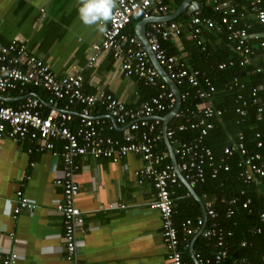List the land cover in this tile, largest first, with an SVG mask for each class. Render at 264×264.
I'll use <instances>...</instances> for the list:
<instances>
[{
  "label": "built area",
  "instance_id": "2783aa9c",
  "mask_svg": "<svg viewBox=\"0 0 264 264\" xmlns=\"http://www.w3.org/2000/svg\"><path fill=\"white\" fill-rule=\"evenodd\" d=\"M211 8L215 16L200 14L194 11L187 23L190 39L200 48L206 50L202 37L204 29L216 34L223 33L230 42L231 50L237 59L219 62V69L237 64L239 66L255 65L257 72L264 73V0H201ZM112 14L102 33L101 40L92 46L87 64L92 67L103 52L109 51L119 60L122 72L135 75L144 84L157 85L160 91L150 101L143 102L135 108H125L118 98L104 90L86 93L83 90L84 75L67 73L58 75L52 71L49 63L38 58L19 38L7 42L0 41V96L9 98L10 94L22 96L17 106L4 104L0 98V142L5 137L14 141L30 139L36 141V150H49L63 161V176L55 183L63 189V198L55 203L56 210L63 218L62 238L64 240V258L71 264H80L78 258L77 232H83V217L75 204L79 185L73 178L74 171L79 168L75 162L77 157L88 155L93 158H106L118 161L121 157L132 153L138 155L145 165L137 173L152 177L155 186V198L150 203L151 209L159 213L161 219V237L165 246L166 264H186L180 249L181 241L201 234L214 239L217 249L213 258H202L195 254L199 264L214 261L219 263L227 257L225 242L231 231L224 230L217 219L218 214L209 202L206 206L207 219L203 217L183 218L176 221V209L172 198L173 188L179 186L180 176L191 186L204 182L206 166L210 167V176L215 177L220 169L228 170V159L238 156L240 167L239 178L245 183L264 182V131L255 132L254 149L250 150L240 133L238 138L223 148L218 162L209 146L204 142L205 136L213 128V120L220 119L222 110L215 107L211 97L215 86L204 72L192 67L184 53L169 54L160 40H169L179 36L181 28L174 20H152L146 25L145 36L149 50L136 35L126 32V26L136 17L150 19L159 14H168V6L164 0H113ZM138 11L139 14H136ZM166 16V15H164ZM253 20L259 24L255 28ZM257 39L256 47L251 44ZM149 51L154 53L157 62L165 69L176 85L187 84L191 90H180L182 103L192 92L199 100L195 110L186 109L189 117L185 123L176 128L168 127L165 133L161 129L162 117L158 113L169 112L177 102L173 90L161 80L160 73L151 62ZM235 60V61H234ZM255 60L257 62L255 63ZM237 62V63H235ZM235 85L243 87L234 77ZM264 85V77L262 79ZM42 89L47 92L44 99L29 92V88ZM257 89H252L253 102L259 99ZM48 106V107H47ZM97 106H102L106 114L124 128L121 137H115L105 130H112L106 118L98 115ZM79 115L75 121V110ZM262 106H258L260 114ZM235 112L246 115V110L238 106ZM179 111L174 117H179ZM173 117V118H174ZM187 127L198 128L196 138L181 141L175 136V130ZM167 138L176 156V164L166 162V151H159L157 144ZM165 141V140H164ZM60 143L57 147L56 143ZM28 151H32L31 148ZM237 198L230 200L235 204ZM250 200L241 203L248 207ZM114 205V204H113ZM124 207V205H118ZM35 202L27 198L21 189L16 192V205L12 209L13 216L21 210L33 209ZM229 209L227 216H231ZM209 220V223L207 224ZM259 220L264 225V211L259 212ZM261 226L253 232H260ZM13 235L12 232L9 233ZM187 245L188 243L185 242ZM245 245V242H241ZM20 255L15 250L0 252V264H17ZM264 259V257H263ZM229 264H241L233 261Z\"/></svg>",
  "mask_w": 264,
  "mask_h": 264
},
{
  "label": "crops",
  "instance_id": "0c3cea01",
  "mask_svg": "<svg viewBox=\"0 0 264 264\" xmlns=\"http://www.w3.org/2000/svg\"><path fill=\"white\" fill-rule=\"evenodd\" d=\"M164 2L168 6V14H159L162 21H165L164 15L169 16L176 11L183 0ZM81 3L82 0H0V41L7 42L12 38L25 41L28 48L38 58L46 60L58 75L83 74L85 79L82 87L86 93L104 90L118 98L125 108H135L150 101L160 91L157 85L144 84L135 75L126 76L120 68L119 60L109 51L103 52L92 67L87 64L92 46L101 40L103 32L95 24L85 25L82 22L78 12ZM191 14L192 11L186 9L172 19L181 28L179 36L160 40V43L169 41V47L184 53L188 60L191 44L195 45L187 27ZM141 20L140 17L134 18L126 26V32L137 35ZM107 21L100 22L104 28ZM253 23L259 31L261 26L254 20ZM202 37L206 46L211 48H215L220 41L218 34L206 29L202 31ZM251 41H254L252 45L256 47L257 39ZM191 51L194 52L193 48ZM37 93L43 99L47 95L42 89H38ZM21 99L20 95L10 94L4 102L17 106ZM96 112L112 126V130H105L106 133H113L111 135L115 137L122 136L124 128L114 122L102 106ZM78 113L76 109L74 122L77 121ZM164 113H158L162 117V130ZM35 145L36 141L30 139L14 141L8 137L0 142V252L5 253L11 249L17 251L20 255L17 264H71L64 258L63 218L55 208V203L63 198L62 187L55 183L56 179L63 176V161L49 150L37 151ZM56 145L59 147L60 143ZM165 147L170 156L166 143ZM29 148L32 151L29 152ZM75 162L79 165L73 175L79 185L75 204L83 217V232H77L78 262L166 264L161 219L159 213L150 207L155 198L154 180L137 173L145 162L132 153L118 161L82 155ZM181 182L183 186L172 189L175 209L183 216L198 208L202 216L200 201L184 181ZM18 189L35 202V207L21 210L13 216L12 209L16 205ZM254 190L260 196L254 206L258 208L262 203L264 207V182L254 183ZM195 194L201 198L205 208L209 202L217 208L218 200L214 196ZM190 195L198 202V207L190 200ZM260 232H253L254 236L244 238L242 242L245 245L240 243L238 247H243L246 252L239 258H230V263L264 264V238H257ZM197 236L194 234L187 245L184 241L180 243L186 264L198 263L194 245ZM213 242L214 239L208 255L215 249ZM191 243L193 254L189 247Z\"/></svg>",
  "mask_w": 264,
  "mask_h": 264
},
{
  "label": "trees",
  "instance_id": "16d2710c",
  "mask_svg": "<svg viewBox=\"0 0 264 264\" xmlns=\"http://www.w3.org/2000/svg\"><path fill=\"white\" fill-rule=\"evenodd\" d=\"M203 15L215 16L213 11L208 6H203L199 12ZM220 38L219 44L215 48H211L209 45L206 46V50L201 51L200 48L195 44H191L194 52L189 49V64L204 72L205 76L208 77L215 86V93L211 97L212 104L222 110V116L220 119L213 120L214 126L208 132L204 138V142L211 148L215 155V162H218L219 157L222 155L223 148L227 145H231L241 133L243 135V141L246 146L250 149H254L255 137L254 134L257 131H264V85L262 79L264 77L263 72H257L255 65L239 66L234 64L233 66H227L223 69H219L217 64L219 62L228 61L230 59H237L236 54L231 50L230 42L226 39L225 34H218ZM254 41H251V44ZM162 46L166 49L169 54L179 53L177 50L169 47V41L161 42ZM235 61V60H234ZM237 63V62H235ZM234 77L238 79V83H243V87L235 85L233 82ZM257 89V96L259 99L256 103L253 102L255 96H251L252 89ZM179 89L184 91L185 89L191 90V88L185 85H179ZM37 88H29V92L37 93ZM42 94V93H41ZM43 99L40 94L38 95ZM200 100L192 93L188 94L187 98L182 101L180 111L182 115L174 117L168 124V127L176 128L180 123H185L189 117V112L186 110H195L196 103ZM4 104H7L4 102ZM241 106L246 110L245 116H240L235 112V108ZM258 106H262L260 114L257 113ZM98 106L96 110H98ZM101 110V109H100ZM165 112L163 115H165ZM106 133V131H105ZM199 133L198 128L187 127L185 130H175V136L181 141H190L197 137ZM113 134V133H111ZM157 149L159 151H166L164 140L158 142ZM238 156L228 159L229 164L228 170L220 169L217 175L213 178L210 176V167L206 166V179L204 182L198 183L193 186L194 191L200 196L208 195L210 197L217 198V208L214 207L218 214V221L221 226L231 231V236H226L228 256L222 259L217 264H229L230 258L240 257L246 251L242 247H238L244 238L254 236V228L261 226V232L257 238H264V225H261L259 220V209H264L261 203L258 208L254 206V202H258V194L254 190V182L245 183L243 182L238 174L240 167L237 165ZM166 162L171 163L170 156L166 155ZM179 186L182 185L181 179L179 180ZM183 186V185H182ZM190 200L193 201L194 205L198 207V202L195 198L190 195ZM223 198V202L220 199ZM237 198L238 201L235 204H231L230 200ZM249 199L250 203L248 207H242L241 203ZM233 209V213L230 217H227L229 209ZM189 215H181L180 211L176 209L175 218L179 221L183 218H197L202 217L199 209ZM209 223V220L207 224ZM192 237V236H191ZM191 237L185 239L186 243H190ZM212 238H208L199 234L195 241L196 254H199L202 258L208 257L213 258L217 249H213V252L208 255L211 249ZM202 264H215L214 261Z\"/></svg>",
  "mask_w": 264,
  "mask_h": 264
},
{
  "label": "water",
  "instance_id": "95a60500",
  "mask_svg": "<svg viewBox=\"0 0 264 264\" xmlns=\"http://www.w3.org/2000/svg\"><path fill=\"white\" fill-rule=\"evenodd\" d=\"M202 8V3L198 2L197 0H183V2L181 3V5L177 8L176 11L172 12L169 16H164V20H172L173 18H175L178 14H180L181 12L185 11L186 9L194 12V11H200ZM152 20H160V17H152L150 19H142L139 22V27L137 30V36L143 41L145 47L149 50V45L147 43V39L145 36V30H146V25L149 21ZM149 55L151 57V60L154 64V66L156 67V69L158 70V72L160 73V76L162 77V79L167 83V85L174 91L175 96L177 98V102L175 107L170 110L168 113H166L163 116V133H165L166 128L168 126L169 121L174 117V115L179 111L180 106H181V101H180V89L179 87L176 85V83L174 82V80H172L167 72L165 71V69L157 62V60L155 59L154 53L149 51ZM0 98H2L3 100H8L9 98H5L3 96H0ZM165 143L168 146V151L170 154L171 159L173 160V163L176 164V156L173 153V149L172 146L169 142V140L167 138L164 139ZM180 179L184 181V183L187 185L188 189L191 191V193L193 195H195L197 197V199L200 201L201 204V209H202V217L204 220L207 219V214H206V208L204 207V204L201 201V198L199 196H197L195 194L194 188L193 186H191L188 181H186L183 176L179 173ZM190 251L193 254V247H192V243L190 244ZM198 264V263H197Z\"/></svg>",
  "mask_w": 264,
  "mask_h": 264
},
{
  "label": "clouds",
  "instance_id": "9594fccd",
  "mask_svg": "<svg viewBox=\"0 0 264 264\" xmlns=\"http://www.w3.org/2000/svg\"><path fill=\"white\" fill-rule=\"evenodd\" d=\"M114 7L113 0H82L78 9L80 19L85 25H97L99 31H104L103 23L107 21ZM136 14H139L138 11Z\"/></svg>",
  "mask_w": 264,
  "mask_h": 264
}]
</instances>
